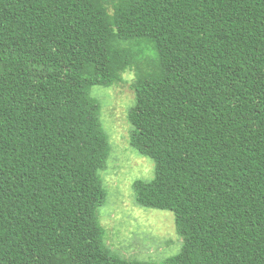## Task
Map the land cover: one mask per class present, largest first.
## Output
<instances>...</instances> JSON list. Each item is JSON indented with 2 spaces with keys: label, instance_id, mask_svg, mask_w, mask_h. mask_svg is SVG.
<instances>
[{
  "label": "trees",
  "instance_id": "1",
  "mask_svg": "<svg viewBox=\"0 0 264 264\" xmlns=\"http://www.w3.org/2000/svg\"><path fill=\"white\" fill-rule=\"evenodd\" d=\"M135 70L139 206L174 213L159 264H264V0H0V264L112 254L95 85Z\"/></svg>",
  "mask_w": 264,
  "mask_h": 264
},
{
  "label": "rangeland",
  "instance_id": "2",
  "mask_svg": "<svg viewBox=\"0 0 264 264\" xmlns=\"http://www.w3.org/2000/svg\"><path fill=\"white\" fill-rule=\"evenodd\" d=\"M135 75V70H127L119 84L90 89L100 105L102 126L110 141L107 168L99 171L106 191L99 214L112 254L159 264L180 252L183 239L176 231L172 211L142 207L135 200V181H150L155 176L154 161L130 144L133 126L128 112L135 103Z\"/></svg>",
  "mask_w": 264,
  "mask_h": 264
}]
</instances>
